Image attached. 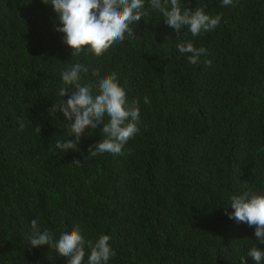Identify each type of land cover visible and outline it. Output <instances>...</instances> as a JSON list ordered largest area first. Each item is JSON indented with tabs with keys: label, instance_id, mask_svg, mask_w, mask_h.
<instances>
[{
	"label": "trees",
	"instance_id": "obj_1",
	"mask_svg": "<svg viewBox=\"0 0 264 264\" xmlns=\"http://www.w3.org/2000/svg\"><path fill=\"white\" fill-rule=\"evenodd\" d=\"M180 3L221 22L178 38L146 4L123 42L72 56L50 4L0 0V264H67L28 244L33 219L54 240L76 225L86 241L108 235V264H256L255 227L226 208L232 195L264 193V0ZM188 41L207 49L195 65L177 48ZM77 62L88 68L82 84L115 72L138 102L139 131L122 154L88 158L103 124L85 130L78 150L56 147L70 121L50 110Z\"/></svg>",
	"mask_w": 264,
	"mask_h": 264
},
{
	"label": "clouds",
	"instance_id": "obj_2",
	"mask_svg": "<svg viewBox=\"0 0 264 264\" xmlns=\"http://www.w3.org/2000/svg\"><path fill=\"white\" fill-rule=\"evenodd\" d=\"M50 4L58 14V21L63 25L56 31L65 34L64 43L73 49L72 56L82 52H91L101 56L114 43L123 42L125 33L133 32L131 25L146 16V4L163 16L166 25L177 34L186 29L193 37L202 32L215 29L221 22V15H209L204 8L197 7L195 11L181 6L180 0H42ZM232 0H222L223 5H230ZM181 54H188L190 64H197L199 57L207 53L204 47H195L193 42L177 44ZM211 60L205 61L210 66ZM88 73V68L77 62L61 73L64 85L59 96L63 101L50 110L55 115L57 110L63 112L70 123L69 139L56 141V147L64 150H78L81 137L86 129L99 128L103 138L88 150V158L102 153L122 154L123 146L139 131L140 108L138 102L129 101L126 90L120 85L115 72L106 74L94 83H84L81 73ZM93 75L100 76V70L95 69ZM67 97V99H65ZM149 97H144V103L150 104ZM21 127L23 121L21 120ZM40 133L41 128L37 126ZM74 137V138H72ZM77 162H79L77 160ZM230 205L233 211L226 214L230 219L255 227V236L260 245H264V193L244 191L232 195ZM33 229L29 237L32 247L48 245L63 257L68 258L67 264H84L86 250L90 249L87 264H108L112 251L108 235H100L95 241L85 240L79 225L60 233L59 239L45 229L40 231L37 220L31 221ZM256 264H264V248L252 246L247 253ZM243 264L246 260L241 258Z\"/></svg>",
	"mask_w": 264,
	"mask_h": 264
}]
</instances>
